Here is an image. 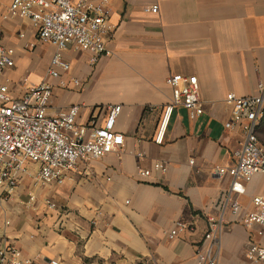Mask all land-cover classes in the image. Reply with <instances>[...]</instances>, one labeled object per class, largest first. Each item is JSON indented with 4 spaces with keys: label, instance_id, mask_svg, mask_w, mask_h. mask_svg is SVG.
I'll return each instance as SVG.
<instances>
[{
    "label": "crops",
    "instance_id": "0c3cea01",
    "mask_svg": "<svg viewBox=\"0 0 264 264\" xmlns=\"http://www.w3.org/2000/svg\"><path fill=\"white\" fill-rule=\"evenodd\" d=\"M12 1L0 0V47L14 50L15 66L2 78L11 94L46 83L47 115L77 106L79 126L102 125L107 108L121 106L115 130L124 147L79 163L61 186L36 184L38 167L28 170L1 203L0 248L11 245L37 264H198L208 219L221 214L231 184L217 170L236 163L244 140L241 128L225 127L232 120L227 96H257L264 84V0H163L159 14L144 11L156 0H113L111 55L93 63L70 46L62 53L70 71L60 78L49 73L55 48L40 43L30 20L9 16ZM175 75L197 78L204 113L192 120L176 107L158 146L154 138L172 98L167 79ZM156 162L165 172L154 170ZM256 195H264V175L254 176L238 200L249 209ZM226 214L218 263L252 264L246 253L250 244H264L261 229ZM177 222L187 230L169 240Z\"/></svg>",
    "mask_w": 264,
    "mask_h": 264
},
{
    "label": "built area",
    "instance_id": "2783aa9c",
    "mask_svg": "<svg viewBox=\"0 0 264 264\" xmlns=\"http://www.w3.org/2000/svg\"><path fill=\"white\" fill-rule=\"evenodd\" d=\"M112 1L100 0L92 4L87 0H13L7 13L30 20L40 43L55 48L49 73L60 78L61 73L70 71L69 63L62 57L70 46L91 54L93 63L111 55L106 40L111 33L109 5ZM162 1L156 0L144 11L159 14ZM14 66V50L0 47V221L3 214L1 203L19 188L21 178L28 174V164L38 167L36 184L61 186L79 163L120 153L124 147V135L115 130L121 106H109L102 125L91 120L89 125L79 126L77 106L48 116L52 87L46 83L26 87L20 97H14L2 81L5 70ZM73 82L79 84L77 80ZM167 84L172 88V98L163 108L154 138L158 146L165 141L176 107H184L192 120L204 113L196 77L175 75L167 79ZM227 103L232 107V120L225 127L241 128L244 140L234 152L236 163L217 170L220 176L228 175L231 184L224 195L221 214L208 219L207 234L196 253L198 264H219L216 249L228 222L227 212L248 229L259 227V234L264 238V195L253 196L249 209L238 200L246 195L247 185L254 176L264 175V146L258 138V128L264 117V84L259 85L257 96L239 97L231 93L227 96ZM190 163L194 164V161ZM154 170L165 172L164 163L156 162ZM139 175L147 177L150 171H141ZM30 199L35 201V196ZM46 204L52 209L57 206L50 200H46ZM6 225H9L8 221ZM186 230L187 226L177 222L168 234L169 240L176 239ZM246 258L252 264H264V244H250ZM0 264L37 263L23 258L10 245L0 248ZM39 264L62 263L50 260Z\"/></svg>",
    "mask_w": 264,
    "mask_h": 264
},
{
    "label": "rangeland",
    "instance_id": "374dc122",
    "mask_svg": "<svg viewBox=\"0 0 264 264\" xmlns=\"http://www.w3.org/2000/svg\"><path fill=\"white\" fill-rule=\"evenodd\" d=\"M259 139L260 141L263 143V146H264V120L260 126V129H259ZM36 165L34 164H28V170L29 171H32V173L34 174V169H35Z\"/></svg>",
    "mask_w": 264,
    "mask_h": 264
},
{
    "label": "trees",
    "instance_id": "16d2710c",
    "mask_svg": "<svg viewBox=\"0 0 264 264\" xmlns=\"http://www.w3.org/2000/svg\"><path fill=\"white\" fill-rule=\"evenodd\" d=\"M263 120H264V117H263V119H262V121H261V123H260V126H261ZM260 126H259V128H258V138H259V129H260ZM259 141H260V139H259ZM260 143L263 145V143H262L261 141H260Z\"/></svg>",
    "mask_w": 264,
    "mask_h": 264
}]
</instances>
